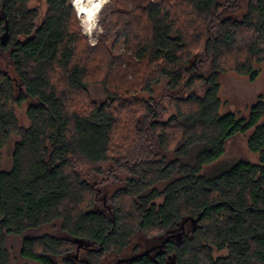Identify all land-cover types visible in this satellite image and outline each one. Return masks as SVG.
<instances>
[{"label": "trees", "instance_id": "trees-1", "mask_svg": "<svg viewBox=\"0 0 264 264\" xmlns=\"http://www.w3.org/2000/svg\"><path fill=\"white\" fill-rule=\"evenodd\" d=\"M70 1L0 0V264H264V98L220 113V77L264 62V0L117 9L94 46ZM249 131L257 163L201 173Z\"/></svg>", "mask_w": 264, "mask_h": 264}, {"label": "rangeland", "instance_id": "rangeland-1", "mask_svg": "<svg viewBox=\"0 0 264 264\" xmlns=\"http://www.w3.org/2000/svg\"><path fill=\"white\" fill-rule=\"evenodd\" d=\"M153 2L154 0H107L104 7L97 16L95 28L90 34L85 32V29L81 23V18L75 6V0H71L70 4L74 11L75 17L78 21L79 27L83 36L88 40L89 44L94 46L99 37L106 33L102 25H107L112 22V13L117 9H124V11H131L133 9L143 7L147 2ZM36 7L40 11V19L44 17V9L42 5L36 4ZM122 47L115 50L117 54L122 53ZM257 78L255 81H250L247 76H238L234 73H228L220 77V98L222 106L220 109L221 114L234 113L238 117L246 116L247 109L250 105L255 103L259 96L264 98V62L256 66ZM91 99L97 104H101L106 101V96L99 85H93L88 88ZM25 108L21 109L17 113V119L22 127H28V121L26 119ZM251 131L246 134L236 135L234 138L229 140L226 146V151L223 157L217 162L207 165L203 168L202 174L206 176H212L214 172H222L234 163L238 161H248L251 163H257V155L249 152L247 148V141ZM13 140L3 148V166L7 167L10 161V154L12 151ZM151 243L144 240L141 236H136L132 239L130 247L120 257L127 258L133 254V248L138 246L140 250H145L150 247ZM17 250V249H16ZM225 253L222 252L217 256H223ZM14 258L11 264H33L30 262L23 261L18 258L17 251L12 253ZM118 257L110 256L107 257L102 264H114ZM61 264V263H59Z\"/></svg>", "mask_w": 264, "mask_h": 264}, {"label": "bare ground", "instance_id": "bare-ground-1", "mask_svg": "<svg viewBox=\"0 0 264 264\" xmlns=\"http://www.w3.org/2000/svg\"><path fill=\"white\" fill-rule=\"evenodd\" d=\"M107 0H75L81 23L87 34L95 28L97 16Z\"/></svg>", "mask_w": 264, "mask_h": 264}]
</instances>
